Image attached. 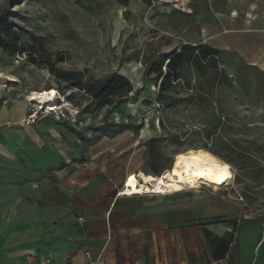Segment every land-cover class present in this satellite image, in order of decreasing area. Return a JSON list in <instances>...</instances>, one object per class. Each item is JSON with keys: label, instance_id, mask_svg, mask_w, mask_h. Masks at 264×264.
<instances>
[{"label": "rangeland", "instance_id": "374dc122", "mask_svg": "<svg viewBox=\"0 0 264 264\" xmlns=\"http://www.w3.org/2000/svg\"><path fill=\"white\" fill-rule=\"evenodd\" d=\"M5 10L37 63L0 49V104L22 101L15 113L24 109L23 117L11 124L13 168L33 187L38 180L44 203H68L87 180L113 185L124 171L153 174L155 164L169 169L180 152L207 149L230 164L232 183L187 186L152 198V207L171 211L173 226L229 227L234 243L215 264H264L263 2L0 0ZM200 45L217 55L202 57ZM184 47L179 80L159 97L154 71ZM48 61L85 82L119 73L139 93L90 113V97L59 81ZM51 89L55 111L29 100ZM151 139L160 142L150 147Z\"/></svg>", "mask_w": 264, "mask_h": 264}, {"label": "crops", "instance_id": "0c3cea01", "mask_svg": "<svg viewBox=\"0 0 264 264\" xmlns=\"http://www.w3.org/2000/svg\"><path fill=\"white\" fill-rule=\"evenodd\" d=\"M20 102L0 104V264H215L226 258L235 238L229 227L217 233L204 223L173 226L171 211L152 207V198L162 197H117L128 170L113 185L87 180L73 187L66 204L44 203L38 180L33 187L13 168L10 133L24 114L15 113Z\"/></svg>", "mask_w": 264, "mask_h": 264}, {"label": "trees", "instance_id": "16d2710c", "mask_svg": "<svg viewBox=\"0 0 264 264\" xmlns=\"http://www.w3.org/2000/svg\"><path fill=\"white\" fill-rule=\"evenodd\" d=\"M119 4L127 6L132 0H115ZM264 3V0H260ZM7 10L0 14V49L8 53L10 56L28 53V57L33 64L37 63L34 58V52L22 47L21 36L7 22ZM188 47L182 48L180 51L174 50L165 55L161 65L154 71L158 75L159 81V97L164 91L171 87L173 82L179 80L180 68L182 66ZM199 52L202 57L217 55V50L200 45ZM56 61H48L50 72L61 82L65 83L73 90L84 92L90 97L91 102L86 111L93 113L98 107L112 105L113 108L119 107L122 103L129 99L130 94L138 95L139 90H134L131 82L119 73H111L101 81L85 82L81 77L73 72H64L56 67ZM165 65V71L162 67ZM73 94L68 95L71 100ZM159 139H151L148 141L151 147L154 143H159ZM207 150V149H206ZM166 168H161L155 164L153 166L154 177L162 176ZM150 175L149 173H147Z\"/></svg>", "mask_w": 264, "mask_h": 264}, {"label": "bare ground", "instance_id": "6f19581e", "mask_svg": "<svg viewBox=\"0 0 264 264\" xmlns=\"http://www.w3.org/2000/svg\"><path fill=\"white\" fill-rule=\"evenodd\" d=\"M29 100L49 105L50 111L56 110L58 102L54 89L34 92ZM231 179L230 164L221 161L209 150L188 149L177 155L175 162L162 176L154 177L143 172L129 175L124 182V191L129 195H139L146 190L150 191L152 186L160 193L158 196H169L181 193L187 186L200 188L201 185H206L218 189L229 185Z\"/></svg>", "mask_w": 264, "mask_h": 264}, {"label": "built area", "instance_id": "2783aa9c", "mask_svg": "<svg viewBox=\"0 0 264 264\" xmlns=\"http://www.w3.org/2000/svg\"><path fill=\"white\" fill-rule=\"evenodd\" d=\"M127 178H128V177H127ZM138 180L140 181V177H138ZM124 188H126V184H125V183L123 184V186H122V188L120 189V191H118V193H117V197H119V196H127V197H130V196H136V194H134V195H129L128 193H126V192L124 191ZM139 195H140V196H141V195H160V193H157L156 190H155V188L151 186L150 191L146 190L145 193H140Z\"/></svg>", "mask_w": 264, "mask_h": 264}]
</instances>
